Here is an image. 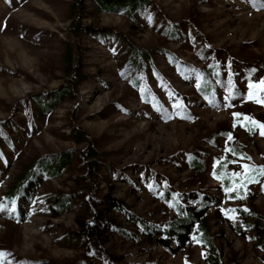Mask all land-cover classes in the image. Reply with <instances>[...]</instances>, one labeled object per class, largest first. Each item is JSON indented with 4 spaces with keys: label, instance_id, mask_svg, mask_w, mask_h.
I'll return each mask as SVG.
<instances>
[{
    "label": "rangeland",
    "instance_id": "1",
    "mask_svg": "<svg viewBox=\"0 0 264 264\" xmlns=\"http://www.w3.org/2000/svg\"><path fill=\"white\" fill-rule=\"evenodd\" d=\"M262 79L264 0H0V264H264ZM199 199L216 252L144 230Z\"/></svg>",
    "mask_w": 264,
    "mask_h": 264
},
{
    "label": "trees",
    "instance_id": "2",
    "mask_svg": "<svg viewBox=\"0 0 264 264\" xmlns=\"http://www.w3.org/2000/svg\"><path fill=\"white\" fill-rule=\"evenodd\" d=\"M109 1V0H108ZM101 8L104 10H115L117 6L120 7H129V9L132 11L136 7L137 4H140L142 0H114L110 2H107V0H99ZM134 52V50H133ZM136 52H134L135 55ZM71 48H67L66 56H67V72H71ZM143 51H141V55H143ZM146 55V54H145ZM144 56V55H143ZM147 56V55H146ZM135 61V60H134ZM61 94V93H60ZM57 98L59 96L57 95ZM245 118L247 120H251L249 115L245 114ZM249 118V119H248ZM246 124V123H245ZM74 137L77 142H81L84 139H82L81 134L79 132L74 133ZM241 147H237L236 152L240 154ZM100 153L97 149L90 148L88 149V156L91 158V161L89 162V166L92 170H96L100 163L98 160V156ZM73 162V155L71 152H64L61 154L53 163L50 161H45L44 159L38 160V166H43V170L46 171V174L48 176H56L57 174L63 173L65 168L70 166ZM196 164V163H194ZM196 166L199 168V165L196 164ZM222 169V165H220L217 172H220ZM33 176L30 175V172H27L26 174L20 175L16 181L13 183L12 187H10V190L5 194V197L9 200H13L14 198L22 197L20 194H24L25 191V185H27L30 182V179L33 180ZM35 178V177H34ZM225 183H227V179H224ZM25 195V194H24ZM110 203L113 204V206L117 209H124V205L115 199H108ZM206 199H199L197 204L190 203V204H184L181 202H177L174 204L175 211L178 213V216L175 217L173 220L168 222L166 226L158 225L155 228L152 227L151 224H142L143 228L146 232L149 231H156L157 234L166 235V239H162L161 242L165 244L166 246H170L172 242L178 241L180 245L185 244L187 241L191 239V235L197 230L196 227L198 226V236L197 240L201 241L204 246L208 248L210 253L216 252L217 247L215 243V237L211 233L210 227L208 225L207 221V203ZM52 209L54 210V213L57 215L64 214L69 209V201L67 199H59L55 203L52 204ZM243 215H245L243 213ZM100 219V218H99ZM98 221V222H97ZM97 224L95 225H84L86 226L87 230H94V232H98L99 228L103 227L99 225L100 220H97ZM107 223V222H105ZM208 261L211 264H217V259L213 257H209Z\"/></svg>",
    "mask_w": 264,
    "mask_h": 264
},
{
    "label": "snow or ice",
    "instance_id": "3",
    "mask_svg": "<svg viewBox=\"0 0 264 264\" xmlns=\"http://www.w3.org/2000/svg\"><path fill=\"white\" fill-rule=\"evenodd\" d=\"M249 88L250 89L264 88V79L260 80L258 84L257 83L249 84ZM248 97H249V99L253 98V93L249 92ZM261 127L264 128V126H261ZM261 134L264 135V131H262ZM0 210H2V206H0ZM13 211H14V209H13ZM3 255H4L3 253H0V256H3Z\"/></svg>",
    "mask_w": 264,
    "mask_h": 264
}]
</instances>
